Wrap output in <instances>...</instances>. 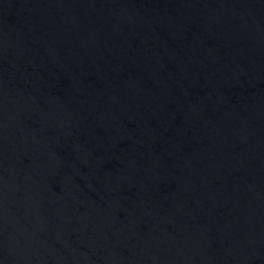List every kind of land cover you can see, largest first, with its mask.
I'll return each mask as SVG.
<instances>
[{
	"label": "water",
	"instance_id": "obj_1",
	"mask_svg": "<svg viewBox=\"0 0 264 264\" xmlns=\"http://www.w3.org/2000/svg\"><path fill=\"white\" fill-rule=\"evenodd\" d=\"M0 264H264V0H0Z\"/></svg>",
	"mask_w": 264,
	"mask_h": 264
}]
</instances>
